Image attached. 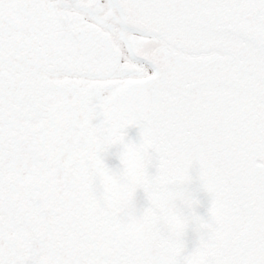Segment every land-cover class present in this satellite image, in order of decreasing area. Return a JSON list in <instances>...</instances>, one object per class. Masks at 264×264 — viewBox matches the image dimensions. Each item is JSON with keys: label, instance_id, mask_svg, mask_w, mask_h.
Segmentation results:
<instances>
[{"label": "snow or ice", "instance_id": "1", "mask_svg": "<svg viewBox=\"0 0 264 264\" xmlns=\"http://www.w3.org/2000/svg\"><path fill=\"white\" fill-rule=\"evenodd\" d=\"M109 144L144 152L141 224L96 210ZM193 176L185 262L150 212ZM0 264H264V0H0Z\"/></svg>", "mask_w": 264, "mask_h": 264}, {"label": "clouds", "instance_id": "2", "mask_svg": "<svg viewBox=\"0 0 264 264\" xmlns=\"http://www.w3.org/2000/svg\"><path fill=\"white\" fill-rule=\"evenodd\" d=\"M97 143L104 141L98 138ZM124 153V163L120 162L119 153ZM113 155L117 164H109L106 157ZM103 167L98 170L97 196L102 201L107 197L115 201L111 209L129 224H141L145 212L150 208L148 195L143 190V200L137 199L134 190L135 177L145 163L144 152L140 149L124 150L121 144H109L101 155ZM140 190V189H139ZM203 184L194 176L192 179L175 186L166 202L159 207L151 208L150 215L160 221L158 242L169 249L178 251L181 258L187 262L195 260L193 252L202 248L210 239L214 230V218L208 211L209 202ZM153 200L161 196L158 183H153L150 189ZM106 202V201H105ZM201 208L204 210L201 211ZM191 234V247L188 246Z\"/></svg>", "mask_w": 264, "mask_h": 264}, {"label": "water", "instance_id": "3", "mask_svg": "<svg viewBox=\"0 0 264 264\" xmlns=\"http://www.w3.org/2000/svg\"><path fill=\"white\" fill-rule=\"evenodd\" d=\"M129 128H130V127H129ZM127 131H128V129H127ZM117 163H118V161H117L116 157H114V158L112 159V164H117ZM202 198L205 200V203H206V202H207V197H204L203 194H202ZM137 199H138L139 202H142V200H143V193H142V191L139 190V189L137 190ZM102 203H103V201L100 202V199L98 198L97 205H96V210H97V212H99V213H102V212H103V210H101V209L98 208L99 205L102 204ZM203 210H204V209L201 208V211H203ZM188 246L191 247V234H189V243H188Z\"/></svg>", "mask_w": 264, "mask_h": 264}]
</instances>
